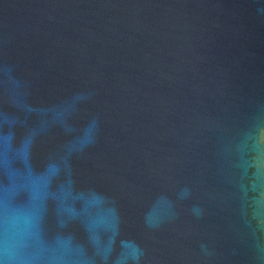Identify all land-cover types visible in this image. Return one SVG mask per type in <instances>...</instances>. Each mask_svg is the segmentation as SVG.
<instances>
[{"label":"water","instance_id":"95a60500","mask_svg":"<svg viewBox=\"0 0 264 264\" xmlns=\"http://www.w3.org/2000/svg\"><path fill=\"white\" fill-rule=\"evenodd\" d=\"M0 264H264V0H0Z\"/></svg>","mask_w":264,"mask_h":264}]
</instances>
